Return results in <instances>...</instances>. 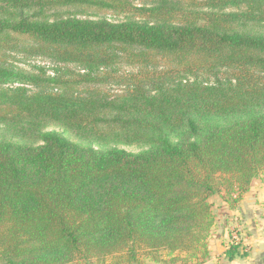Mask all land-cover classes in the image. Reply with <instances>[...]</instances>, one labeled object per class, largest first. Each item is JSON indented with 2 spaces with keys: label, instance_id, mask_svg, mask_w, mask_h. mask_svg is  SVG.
Returning a JSON list of instances; mask_svg holds the SVG:
<instances>
[{
  "label": "trees",
  "instance_id": "obj_1",
  "mask_svg": "<svg viewBox=\"0 0 264 264\" xmlns=\"http://www.w3.org/2000/svg\"><path fill=\"white\" fill-rule=\"evenodd\" d=\"M136 1L0 0V51L46 63L0 65V264H141L143 253L204 264L210 199L223 195L233 210L264 176V33L244 29L264 22V0H235L253 10L183 24L167 20L170 0ZM70 7L156 19H47ZM122 49L148 65L167 58L174 70L112 98L99 73ZM223 69L236 74L199 80ZM233 116L245 118L211 121ZM240 245L231 243L229 261L247 256Z\"/></svg>",
  "mask_w": 264,
  "mask_h": 264
},
{
  "label": "rangeland",
  "instance_id": "obj_2",
  "mask_svg": "<svg viewBox=\"0 0 264 264\" xmlns=\"http://www.w3.org/2000/svg\"><path fill=\"white\" fill-rule=\"evenodd\" d=\"M173 2L170 6L171 17H169V22L174 24H183L187 18L195 19L201 14H213L218 16H226L233 14L246 13L253 10L252 7L247 6L245 3H240L235 0H170ZM159 0H139L134 2V6L137 8L141 7H152L158 5ZM78 17L81 19H106L111 22L119 23L125 22L128 20H154L156 17L149 12H120L116 10L108 9H99L97 7H70V8H60L58 10L48 13V20H54L56 18L64 17ZM221 19V18H219ZM222 23L224 26H230L226 21ZM200 24H204L205 21H200ZM234 27L243 29L240 25H234ZM244 29L249 30L253 33H264V22L254 23L246 26ZM18 42L22 44V38L18 39ZM0 51V65L7 67H13L15 69H25L32 70V67L35 64L45 65V60L42 58H34L26 53H13L12 55L9 52L3 53ZM119 57L116 58L111 66L106 68L103 72L99 73V78L101 79V84H99V89L111 96L116 98L117 96H122L125 92L137 85H146L152 84L158 79L164 78L168 73H171L174 70L173 65L170 63V60L167 58L158 57L152 59L151 65H148L146 62H143L144 57L139 54V52L129 51L122 49L118 52ZM73 68V66H68ZM236 74L234 70H221L217 73L216 76L213 73H199V80H209L214 82L216 77H219L220 80H225L231 78ZM189 79L193 80L192 76ZM245 118V116H233L227 118H219L211 120L217 125L224 126L231 122H234L238 119ZM243 118V119H244ZM62 132L69 139L78 142L71 134L66 131L56 128L55 126H50L48 130H55ZM2 128L0 127V135L2 134ZM114 146V145H113ZM117 147L125 149L130 152H141L145 148L138 145H117ZM260 180L264 181V176H261ZM223 199V195H215L210 199L213 204V212L215 217L217 215L218 204ZM236 228V227H235ZM242 229V228H241ZM237 229L234 230L236 232ZM242 233V230H241ZM240 236V240H241ZM242 241V240H241ZM240 241V242H241ZM165 257V256H164ZM167 258V257H166ZM141 264H169L162 262H155L153 259H150L143 253L140 256ZM91 264V263H90ZM92 264H101V263H92ZM105 264H112V260H109ZM173 264V263H171Z\"/></svg>",
  "mask_w": 264,
  "mask_h": 264
},
{
  "label": "crops",
  "instance_id": "obj_3",
  "mask_svg": "<svg viewBox=\"0 0 264 264\" xmlns=\"http://www.w3.org/2000/svg\"><path fill=\"white\" fill-rule=\"evenodd\" d=\"M260 178L252 182L235 209H230L224 200L218 204L209 240L210 257L204 264H264V181ZM237 227L242 228L240 251L247 256L229 261L225 252Z\"/></svg>",
  "mask_w": 264,
  "mask_h": 264
},
{
  "label": "built area",
  "instance_id": "obj_4",
  "mask_svg": "<svg viewBox=\"0 0 264 264\" xmlns=\"http://www.w3.org/2000/svg\"><path fill=\"white\" fill-rule=\"evenodd\" d=\"M240 236H241V229L239 227H237L236 232H234L233 236H232V244H240Z\"/></svg>",
  "mask_w": 264,
  "mask_h": 264
}]
</instances>
